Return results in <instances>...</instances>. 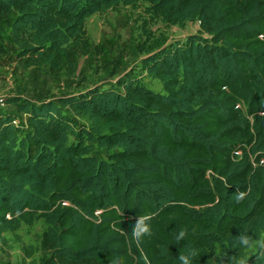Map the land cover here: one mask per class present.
Listing matches in <instances>:
<instances>
[{
    "label": "trees",
    "instance_id": "obj_1",
    "mask_svg": "<svg viewBox=\"0 0 264 264\" xmlns=\"http://www.w3.org/2000/svg\"><path fill=\"white\" fill-rule=\"evenodd\" d=\"M138 1L0 0V29L20 69L59 81L90 47L87 20ZM145 1L169 22L201 27L142 60L163 92L127 73L110 89L9 100L0 242L44 220L42 264H180L189 248L200 252L193 264H264V248L250 254L236 240L246 231L264 241V0ZM8 55L0 36V60ZM237 192L247 195L237 202ZM143 215L153 235L137 244Z\"/></svg>",
    "mask_w": 264,
    "mask_h": 264
},
{
    "label": "rangeland",
    "instance_id": "obj_2",
    "mask_svg": "<svg viewBox=\"0 0 264 264\" xmlns=\"http://www.w3.org/2000/svg\"><path fill=\"white\" fill-rule=\"evenodd\" d=\"M200 33L198 21L169 22L156 15L148 1L122 3L87 20L90 47L80 53L77 72L65 71L56 81L45 69H20L13 49L8 46V29L1 28L0 36L9 48V55L0 60V98L6 100V106L0 108V112L2 116L8 111L15 112V105L8 102L18 96L42 102L47 98L86 92L97 86L110 89L127 73H134L154 91L163 92L162 84L142 69V60L163 47L184 43L189 36ZM76 120L78 124L88 125L85 118ZM97 156L103 158V153L98 151ZM45 229L44 220H39L32 227L24 225L17 232L6 233L5 241L0 242V264H42ZM258 248L251 249L250 254L256 253ZM219 253L218 249L214 258Z\"/></svg>",
    "mask_w": 264,
    "mask_h": 264
},
{
    "label": "clouds",
    "instance_id": "obj_3",
    "mask_svg": "<svg viewBox=\"0 0 264 264\" xmlns=\"http://www.w3.org/2000/svg\"><path fill=\"white\" fill-rule=\"evenodd\" d=\"M247 195V192H237L236 193V200L237 202L243 200L245 196ZM152 217L150 215H143L138 216L136 219V222L134 223L132 227V239L137 243H141L142 239L145 236L151 237L153 235L152 229L148 221ZM186 236V232L181 230L176 235V242L177 244L184 240ZM237 244L241 248H254V247H260L264 248V241L255 240L251 235H249L246 231L241 232L239 236L236 237ZM200 255V252L198 249H192L189 248L187 254L179 255L178 259L180 261V264H193V260ZM111 264H122V258L117 257L115 258ZM146 264H150V262L146 261ZM231 264H247V260L243 257L240 258H233L231 261Z\"/></svg>",
    "mask_w": 264,
    "mask_h": 264
},
{
    "label": "built area",
    "instance_id": "obj_4",
    "mask_svg": "<svg viewBox=\"0 0 264 264\" xmlns=\"http://www.w3.org/2000/svg\"><path fill=\"white\" fill-rule=\"evenodd\" d=\"M6 106V100L4 98H0V108ZM15 125H18L20 123V120H15ZM264 163V161H262Z\"/></svg>",
    "mask_w": 264,
    "mask_h": 264
},
{
    "label": "crops",
    "instance_id": "obj_5",
    "mask_svg": "<svg viewBox=\"0 0 264 264\" xmlns=\"http://www.w3.org/2000/svg\"><path fill=\"white\" fill-rule=\"evenodd\" d=\"M24 98H25V97H24ZM51 99H56V98H47V99H45V100H51ZM32 101H34V102H39L38 99H35V100H32ZM42 102H44V101H42ZM13 105H15V107H16V104H13ZM10 109L12 110V109H14V108L11 107ZM14 111H15V110H14ZM1 116H2V113L0 112V117H1Z\"/></svg>",
    "mask_w": 264,
    "mask_h": 264
}]
</instances>
